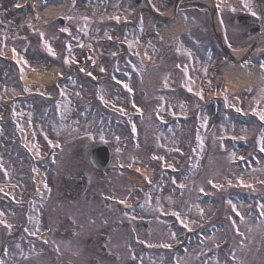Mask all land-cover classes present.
<instances>
[{"label":"rangeland","instance_id":"rangeland-1","mask_svg":"<svg viewBox=\"0 0 264 264\" xmlns=\"http://www.w3.org/2000/svg\"><path fill=\"white\" fill-rule=\"evenodd\" d=\"M20 1L22 3L25 2V0ZM79 1L69 0V5L67 7L65 6V9L61 10L59 14L63 15L70 12L71 10H76L79 7L77 5H74V3ZM222 1H226V6L224 4L223 6H221L222 11L225 9L226 11L229 10L234 12V14H237L241 11H245L251 14V11H254L257 13V15H251L255 18L259 17V10L261 8L258 5H255L253 0H248L251 6V11H249L248 8L244 7V5L240 7L241 0ZM108 2L109 10L111 12L108 14L107 18L115 16H118L120 18L119 20H134L136 18L135 11H138L135 9L130 0L129 2L126 0H108ZM156 2H159V0H156ZM227 2H229L230 4H227ZM158 4L160 5L159 7H162L164 5L162 2H159ZM233 8H235V11L232 10ZM81 13L75 15L71 20L66 19V23L68 20V22L70 21V27H73V24L81 25L83 27V24H81L82 19L80 18ZM82 14L85 16V13ZM139 15L141 16L138 23L129 24L127 28H125L124 26L123 34L125 35L123 38L121 35L119 36L120 31L117 29V27H112L111 24H108L110 27V29L108 30V34L113 35L115 38H122L120 45L121 47L116 44L108 45V47H105L107 48L106 51H104L103 49L102 54L106 55L108 53L110 55L120 49H124L126 53L130 52L131 56L127 57L126 62L129 65H135V68L137 69L136 71L138 73V83L132 85L134 86L135 90H137V85L140 87L137 94H134L133 97H131V103L133 104L134 102L135 104H138V107L140 109L142 108L145 116L149 114L153 105L156 106L158 102L156 100L157 98H153V94H151L149 97L150 93L148 92V90H150L151 88H155L156 84L157 87H159L162 76L159 73H164L166 71L164 70V68L166 69L168 66H164V64L162 63L158 66H155L154 68H164L152 70H148L147 68H145L143 70H139V68H141L142 66L139 60V57L141 55L143 56L144 54L145 56H147V64H149V62H151L153 59L152 57H150L151 55L149 50L150 47L148 43V37L144 29L148 19L147 13L141 12V9L139 8ZM44 18V20L49 21L53 17L45 16ZM38 20L39 18L36 13H33L32 15H29L27 17L15 19L11 16L8 6H0V48L10 51L11 53H13V49H15L16 55L18 57H23L24 60L27 61V63L23 64V66L29 64L24 53L30 46L31 40H29L28 37L34 35L35 24H40L42 22L41 21L39 23ZM23 23H25V25H22ZM42 23L41 25H44V22ZM29 25H31V27H29ZM97 25L98 24L96 22L92 24V27L94 30H96V33H98ZM49 26L50 25L39 26V32H43L44 40H46L52 48H55L56 41L53 40H57L58 37L60 38V41L63 40V38L60 36V33H62V27L57 29L52 27V25V28H49ZM233 26V23H227L226 27L228 30H226L228 31L230 37H233L232 39H230V41H233V43L238 46V49L243 47L246 42H250L251 40L255 39L256 36L245 33V29L240 30L235 28L237 29L235 30ZM66 27L71 30L69 26ZM20 28H22L21 31H19ZM7 32L8 36L6 35ZM3 34L9 40V42H3ZM96 36L99 37L98 34ZM39 37L41 38L40 34ZM167 40L169 41L172 39L167 38ZM77 42L79 41L77 40ZM129 42H131L132 44L131 49L129 48ZM137 51L139 52V54L134 55L133 53ZM164 52L166 56H172L168 55L169 52L167 49H164ZM94 57L98 59L100 58V55L96 53ZM107 57L109 59V56ZM108 59L106 58V60ZM155 59L156 58H154L153 60L155 61ZM171 62L173 65V61ZM40 67L41 66L36 67L35 70L38 69L36 71H39ZM170 68L171 67H169L168 70ZM96 69L100 72L99 67H96ZM206 70L207 71L205 72L204 66V69L202 71H194V74H197L198 76H200V78L205 76L207 77V80L201 81L200 83L199 78H195L194 84L195 87L198 86L197 92H200L199 88L203 85L206 87L215 84H217L218 86L221 85V75L218 74V71L208 69ZM154 71H158V75H156V72ZM10 72L11 74L12 72L15 73V71H13V69L11 68L8 70V73ZM152 74L154 76L156 75L154 83L151 81L154 79ZM139 79L142 80L139 81ZM196 82L198 84H196ZM1 83L3 84L2 81ZM262 87H264V83L262 84L260 89ZM260 89L256 92L257 96H253L254 94L242 96L238 92H232L235 95L236 102H234V100L229 97L228 105H235L236 107H240L242 111L250 112V114H252L251 108L257 107L254 102V98H259ZM244 91L245 88L242 87V92ZM1 93L2 95H4V93L6 92L4 88L1 89L0 87V94ZM143 93H145L144 96H142ZM199 100L202 101L201 99ZM114 101H116V99ZM147 101L149 103L146 104ZM176 102H180V100L176 99ZM202 104L203 102L199 104L197 108L198 110H201ZM120 105L121 108H124L125 100H120ZM180 106H183V110L184 105L180 104L179 107ZM218 107V110L221 111L224 107L227 106L226 104L221 103V105H219ZM259 107H264V101L261 102ZM171 111L174 112L172 108H170V110L168 111H165V117H172L173 114L170 113ZM219 116L220 114H217L213 118V121H211V123H214V120H217ZM250 121L252 124H254L252 120H249L247 123L238 124L233 128L231 126V131L233 130L242 133L245 129H251V131L258 130L257 126L254 128L253 126L251 127L252 124H250V127L248 126ZM145 122L146 120L138 123L139 127L142 126L145 128L142 129L141 137L143 138V142L141 148L142 150L140 152L145 153L148 157L145 158L140 156V153L136 149H126V146H129V144H127L120 148L119 146L114 148L112 155V164L114 165V163L117 161L123 162L125 164H138L145 167V171H147V174L148 172H154L153 170H155L157 171L158 175L153 174V177L150 179L151 183L148 182L149 180H146L147 183L144 185L142 184L143 180L137 178L134 173L133 175L136 179L130 180L128 179V175L126 176V173L124 171L113 170L111 174H108L110 179H107L106 183L104 181L102 185L97 187L96 189V192H98L99 195L108 196L106 197V200L108 199V201H105L106 210L109 214L106 215V222L108 223L114 218L116 219V229L111 233L112 239L110 240L109 249L119 252L122 259L128 258L130 262L131 260H133V257L142 255L147 256L150 258L149 264H159L158 262L161 260V258H164L165 255L176 257V263H173L170 260V264H264V218H261L260 215H258L257 221L250 220L249 215L242 213L238 204L233 199L231 200L232 204H235L237 206L238 211L240 210V213L244 217L243 222H241V220L234 216L232 212V206L228 203L229 200H225L228 192H231L228 191L229 188H231V190L236 189L239 191H241L240 189H244L251 195V197L255 199L252 204L254 208H251L255 212H259L258 205L264 204V184H260L258 182L264 180V160L261 161L260 164L252 165L249 172H239L236 170V168L231 167L230 159L233 158V156L231 155L234 151V149H230V144L232 141L227 140L226 145H224L223 147H221L220 144H216L217 141L215 139V136L217 135V133L224 130V126L220 125L217 127V129L220 131H215L211 136L210 134L212 131L209 132L210 130L207 129L208 132H205V134H207L205 136L208 137L203 138V149L200 148L201 157L198 154L199 141H197L196 139L197 132L188 131L187 129L186 140L182 134L180 136L179 133L174 131V133H172V136L169 135V140L167 141L169 145L165 149L161 147L162 151L159 152L160 154H156V151L150 150L148 146L152 143V141H154V139L156 141H158V139L152 138L151 134L149 135L148 128H152V124L149 123V125L145 126ZM222 125L224 124L222 123ZM184 140V146H186L185 150L182 147ZM194 147H197V149H194ZM177 148L180 149L179 152L175 151V149ZM117 149H119V152H117ZM136 152L138 153L136 154ZM134 154L136 155L133 156ZM155 155H161L160 157H162L163 155L167 159H169V161H156L155 159H153ZM182 162L190 164L191 168L186 169L185 167L184 171L179 172L180 165L183 164ZM167 164H171L173 167L168 168L166 166ZM196 165L198 167V173H195ZM202 169L204 171V174L201 173ZM253 169H256V171H253ZM173 178L176 179V184L172 183ZM237 178H243L245 182L253 184L256 190L252 191L249 188L237 186ZM93 179L100 180L98 176ZM137 179L140 180L139 184L136 181ZM209 180H212L214 184L221 185L222 187H211L212 185L208 183ZM229 180L232 181L231 186L228 184ZM181 184L185 185V187L180 188L179 185ZM201 187H205V189L208 190L207 192L216 197V200H201L200 202H197V197L199 196L200 192L196 191ZM60 188L62 189V191L58 194L55 192L56 194H54V197L58 196L59 198L63 199L65 189L62 187V185H60ZM11 193L15 192L12 190ZM16 194L20 195L22 194V192H17ZM144 196L148 197V199H145V201L142 200ZM149 200L150 203H148ZM120 201H125V203L129 204L131 207H126L124 203H120ZM157 201H159V204H157ZM75 205H78V203L76 202ZM142 205L143 207H141ZM147 205L151 207H147ZM49 207L50 203L47 204L46 210H41L42 213L40 214V216H44V213H48ZM159 208H162L163 211L157 210ZM75 209L76 208L73 206H68V212L76 216V221L85 223L86 221L84 220V217H79ZM201 209H203L202 215L200 211ZM172 212L181 213V219L184 220L185 223H188L191 231L188 228H185L180 220L171 215ZM209 213H214L210 220L212 219L213 221L211 222H215L214 226L216 231L212 230V233L208 232L206 234L207 236L204 237L201 236L202 233H200L198 228L207 223L205 222L202 224L201 222L210 217ZM142 216H148L151 218L152 231L148 236L139 237L142 240L137 245H132L130 244L132 237L137 236V230L134 229L135 223L137 219ZM229 217H231L232 219L230 220ZM98 220L99 221L96 222V224H99L101 222V218H98ZM233 220L236 222V227H233ZM90 225H92V227L94 226V224L92 223ZM237 228L239 229V233L237 232ZM173 233L175 234V239L172 238ZM230 237L233 243L229 240ZM81 238H83V236H81ZM185 240L188 241V245L187 247H185V252H177L175 250L176 247H178V245H181V242ZM76 241L77 245L72 244L73 250L70 253L71 255L73 254L74 264H90L89 262H87V256H91V254L87 253V255H83V247H81L78 240ZM215 243L217 246L214 248ZM221 243L224 244L221 245ZM163 244H170L171 247L164 248L162 247ZM220 247H223L224 250H220L222 249ZM61 248L62 245H60V249ZM213 249L219 251L216 253V250ZM25 251L26 252H22L24 253V256L27 257L26 259L21 255V250L18 249L19 254L12 257L13 260L18 262L19 264H41L39 262H31V259L35 258L33 257L34 253H30L27 250ZM214 251L217 257L216 259L214 258L213 260L209 261L211 258V254ZM14 252H16V250ZM233 254L235 255V259H233ZM62 259L63 257L59 258V260ZM169 263L167 262L165 264ZM49 264L54 263L50 262Z\"/></svg>","mask_w":264,"mask_h":264},{"label":"snow or ice","instance_id":"snow-or-ice-1","mask_svg":"<svg viewBox=\"0 0 264 264\" xmlns=\"http://www.w3.org/2000/svg\"><path fill=\"white\" fill-rule=\"evenodd\" d=\"M241 3L244 5V7L248 8L249 11H251V6H250L248 0H241ZM17 7H19V5H17ZM232 10L235 11V8H233ZM251 14H252L253 16H256V15H257V13L254 12V11H251ZM110 18H111V19H116V20H119V19H120L118 16L110 17ZM66 19L71 20V19H73V17H66ZM81 19L84 21V27L81 28L80 31H86V29H87V25H88V22H89V18L85 15V16H82ZM222 22H223V21H221V23H222ZM29 27H31V25H29ZM141 27H142V21H141ZM61 31H62V32H65V33H68L70 36L72 35V34L69 32V29H68L67 27L62 28ZM40 36H41V40H42V42H43V44H44V47L47 49L48 53H49L50 55H52V56H55V55H56L55 51H54V50L52 49V47L48 44V42H47L46 40H44V33L41 32V33H40ZM74 38H75V39H78V37H74ZM109 39H111V37H109ZM80 46H81V47H84L83 44H81ZM131 47H132V44H131V42H129V48L131 49ZM68 50H69V53H71V44H68ZM115 55H116V54L113 53V56H115ZM13 59H14L18 64H21V63L26 64V63H27V61H25L23 57H18V56L16 55V50H15V49H13ZM64 63H65V64L75 63V60H74V58H73L72 60H70L68 56H65V58H64ZM94 63H95V61H93V64H94ZM135 67H136V66L133 65V68H135ZM177 67H180V66L177 65ZM259 67H260L261 71H264V62H261L260 65H259ZM80 71L83 72L84 69H83V68H80ZM100 71H101V72H104L105 69H104L103 67H101V68H100ZM206 71H207V70L205 69V72H206ZM184 73H185V76H187V68L184 69ZM87 75L90 76V77H92V73H91V72H88ZM21 78H23V68H21ZM92 78L95 79V77H92ZM113 79L116 80V77L113 76ZM116 82H117L118 84H122L123 87H124L125 89H127L128 93L131 94V93L133 92V89H132V87L130 86V84H128V83H123L122 81H119V80H117ZM165 87H167V80H166V79H165ZM24 90H25V91H28L27 88H25ZM188 90H189V91H192L191 88H189ZM248 91L250 92L251 89H248ZM60 94H61V96H64V95H65L64 90H61ZM195 94H196L197 96H199L201 99L203 98V96H202V92H199V91H198V92H196ZM77 95H79V93H77ZM100 98H101V100H103V97H100ZM262 101H264V87H262V88L260 89V96H259V98H254V102H255V104L257 105V107H252V108H251V112H252V114H253L254 116H256V117L259 119L260 122H264V107H259V105L261 104ZM104 102L107 103V101H104ZM225 104H226V106L234 107V109H235V111H236L237 113H241V112H242V109H241L240 107H236L235 105H228V98H227V96H225ZM132 106H133V108L136 109L137 112H141V111H142L140 108H138V107L136 106V104H135L134 102H133V105H132ZM58 107H59V106H58ZM182 107H183V106H182ZM65 110H67V105H65ZM118 111H120L122 114L124 113V109H123V108L118 109ZM15 116H16V113H15V111H13V117H15ZM161 119H162V117H161ZM206 124H207V118H205V120H204V125L206 126ZM17 127L19 128V125H17ZM131 128H132V132H133V134H135V133H136V125H135L134 123H132ZM245 131H246V130H245ZM86 135H90V133H86ZM45 139H47V135H46V134H45ZM100 139H101V141H104V135H103L102 133H101V135H100ZM196 139H197V141H199V146H200V148L203 149V140H202L201 136L199 135V133L197 134ZM233 139H237V137H233ZM239 139H243V137H239ZM117 140H119V137H117ZM48 143H49V145H50L51 147H54V148H55V147H59V144H58V143L53 144V141H51V140H48ZM257 144L259 145V150H260V152L264 153V130H262L260 136L258 137V139H257ZM221 146H223V145H221ZM26 147H27V145H26ZM33 148H36V149H37V153H36V154L39 155L38 146L35 145V144H33V145L29 148V151H31ZM175 151L179 152L180 149L177 148V149H175ZM117 152H119V149H117ZM232 156H233V159H235V154H234V153L232 154ZM153 159L163 160L164 158H163V157H155V156H154ZM239 159H240L241 161H243V160H245V157L241 156ZM166 166H167L168 168H172V167H173L171 164H167ZM0 167H2V165H0ZM33 171H35V169H33ZM137 171H139V169H137ZM253 171H256V169H253ZM6 174H7V173H6ZM145 179L147 180V177H145ZM148 182L151 183L150 180H149ZM258 182H259L260 184H264V180H261V181H258ZM172 183H173V184H176V179H175V178L172 179ZM208 183L211 184L213 187H217V188L222 187L221 185H216V184H214L212 180H209ZM228 184L231 186L232 181L229 180V181H228ZM237 186L244 187V188H249V189H251L252 191H255V190H256L255 187L253 186V184L245 182V181L243 180V178H237ZM44 187L47 188V187H48L47 184H45ZM179 187H180V188H184L185 185L181 184V185H179ZM0 191H3V189H0ZM199 191H200L201 193H204V188L201 187V188L199 189ZM120 203H124V202H123V201H120ZM148 203H150V200L148 201ZM228 203L231 204V206H232V211L236 214V216H238V217L240 218L241 222H243L244 217H243V215L240 213V211H238L237 206H236L235 204H232L231 200H229ZM157 204H159V201H157ZM126 207H131V206H130V205H126ZM141 207H143V205H142ZM258 208H259V215H260V217H261V218H264V204H259V205H258ZM157 210H159V211H163L162 208H159V209H157ZM200 211H201V215H202V214H203V209H201ZM171 215L175 216L178 220L181 221V223L183 224V226H184L185 228H188V229L191 231V229L189 228L188 223H185L184 220L181 219V213H179V212H172ZM2 216H3V213L0 212V217H2ZM29 219H32V217H29ZM229 219L231 220L232 218L229 217ZM37 223H38V221H37ZM232 223H233V227H236V222H235L234 220L232 221ZM0 224H4L8 229H11V228H12V225L6 223V221H4L3 219H0ZM24 230H25L26 232L28 231L27 228H25ZM237 232L239 233V229H238V228H237ZM30 235H33V236H34V235H36V232H32V233H30ZM172 238L175 239V234H174V233H173V235H172ZM45 243H47V241H45ZM17 247H19V246H17ZM162 247H164V248H170L171 245H170V244H163ZM57 251H59V249H57ZM21 255L24 256V253H23L22 251H21ZM24 258L26 259L27 257L24 256ZM133 259H135V257H133ZM233 259H235V255H234V254H233ZM0 264H4V261H3V260H0Z\"/></svg>","mask_w":264,"mask_h":264},{"label":"bare ground","instance_id":"bare-ground-1","mask_svg":"<svg viewBox=\"0 0 264 264\" xmlns=\"http://www.w3.org/2000/svg\"><path fill=\"white\" fill-rule=\"evenodd\" d=\"M67 4H68L67 0H63L60 5L57 4V5H49L44 7V9L38 15L39 18L38 22L40 23L42 21L44 23H47L48 21L44 20L45 16L54 17L58 15L59 11L65 9V6ZM178 27H179V23L175 20L173 23H170L169 26H164L162 28L163 34H168V32L172 30L173 32L177 31ZM144 62H146V60ZM224 69H225V73L228 75L229 78L228 88L233 91H235L237 88H240L241 85L249 86V88L253 87V85L259 79L258 77H256V72L254 71V69L247 66L235 65L232 62H228L225 65ZM235 76L242 77V82H238L234 80ZM35 77H36V72L33 71L29 74V79H34ZM29 79L25 78L24 81L28 82ZM140 171L144 172L142 168H140Z\"/></svg>","mask_w":264,"mask_h":264},{"label":"flooded vegetation","instance_id":"flooded-vegetation-1","mask_svg":"<svg viewBox=\"0 0 264 264\" xmlns=\"http://www.w3.org/2000/svg\"><path fill=\"white\" fill-rule=\"evenodd\" d=\"M203 4L204 3L200 2L199 4L194 6L193 11H195L198 14H205L204 10L206 7ZM200 19L194 20L193 24H191V27L194 25V26L199 28L200 27V25H199ZM249 21H250L249 19L244 18L243 20H240V22L238 24L241 26L242 29H245V31L248 32L251 29V26L248 24ZM233 22H234V20H233ZM253 28H255V27H253Z\"/></svg>","mask_w":264,"mask_h":264}]
</instances>
